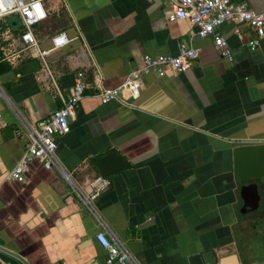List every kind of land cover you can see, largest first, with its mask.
Listing matches in <instances>:
<instances>
[{
	"label": "crops",
	"instance_id": "0c3cea01",
	"mask_svg": "<svg viewBox=\"0 0 264 264\" xmlns=\"http://www.w3.org/2000/svg\"><path fill=\"white\" fill-rule=\"evenodd\" d=\"M244 2L256 12L264 0ZM46 18L33 27L41 48L65 32L67 43L39 59L6 62L0 72V259L4 264H103L94 220L67 181L37 160L22 182L3 181L25 137L15 110L29 123L60 106L77 71L92 86L75 107L67 133L55 136V156L75 181L98 175L89 157L114 148L128 163L110 175L95 206L137 264H189L193 254L214 264L264 262V204L243 212L231 151L264 143V37L223 22L215 28L230 51L218 54L211 36L198 37L183 19L169 21L167 0H42ZM9 15L0 19L1 31ZM237 29V32H234ZM197 51L188 69L140 77L136 98L100 102L93 85L112 88L143 54ZM32 104V107L28 101ZM128 100V99H127ZM14 107V109L12 107ZM7 125L17 127L4 135ZM87 189V187H85Z\"/></svg>",
	"mask_w": 264,
	"mask_h": 264
},
{
	"label": "built area",
	"instance_id": "2783aa9c",
	"mask_svg": "<svg viewBox=\"0 0 264 264\" xmlns=\"http://www.w3.org/2000/svg\"><path fill=\"white\" fill-rule=\"evenodd\" d=\"M167 1L170 7V13L167 15L169 21L186 20L195 27L194 34L198 37L211 36L218 54L227 59H230V51L226 41L215 32V28L221 23L232 22L251 28L256 38L248 41L250 47L256 44L258 38L264 37V11L256 12L244 2H233L232 0ZM37 2L40 5L39 12H36L32 7ZM23 5V8H19L17 5L19 10L0 16V19H3L9 15H16L19 21L18 27L15 28H11L8 23L4 22L1 31L0 61L13 65L23 57L29 56L39 59L43 69L48 72L45 56L50 51L67 43L57 42L62 35L66 37L65 32L63 30L56 31L49 36V47L41 48L33 32V27L46 18L42 0H23ZM234 32H237V29H234ZM196 55L197 51L184 43L179 45L175 55L145 53L141 56L137 67L129 71L119 85L112 88L93 85L92 94L103 103L109 100L125 102L129 98L134 99L139 94L142 75L153 73L163 76L169 72L185 71ZM89 85L84 81L83 72L77 71L72 86L65 96L55 87L56 94L60 99V106L54 108L47 117L38 119L34 123L27 122L11 106L19 120L20 133L25 137V144L20 157L5 172L3 181L22 182L28 171L29 163L33 160L39 161L45 169L55 171L67 181L78 201L94 220L98 227L94 238L105 253L103 264H137L124 241L111 231L96 209L97 197L109 187L108 177L98 174L91 178H82L80 182L75 181L70 173L61 167L55 156V136L68 132L69 120L74 118L75 107L84 96V91L92 86ZM0 264H4L1 259ZM52 264L67 263L55 261Z\"/></svg>",
	"mask_w": 264,
	"mask_h": 264
},
{
	"label": "water",
	"instance_id": "95a60500",
	"mask_svg": "<svg viewBox=\"0 0 264 264\" xmlns=\"http://www.w3.org/2000/svg\"><path fill=\"white\" fill-rule=\"evenodd\" d=\"M11 28L18 27L19 21L15 16L7 18ZM129 98L127 101H130ZM31 107L32 104L28 99ZM17 127L7 125L3 129L4 135H10ZM232 171L236 180L246 182L240 187L243 201V212H257L264 204V143H241L231 151ZM90 163L101 176H108L118 170L126 168L128 163L114 148L102 154L89 157ZM264 244V240H263ZM189 264H214L206 255L193 254L188 257ZM256 264H264L256 263Z\"/></svg>",
	"mask_w": 264,
	"mask_h": 264
},
{
	"label": "clouds",
	"instance_id": "9594fccd",
	"mask_svg": "<svg viewBox=\"0 0 264 264\" xmlns=\"http://www.w3.org/2000/svg\"><path fill=\"white\" fill-rule=\"evenodd\" d=\"M17 5H19V8H23L24 7L23 0H0V16L14 10H19ZM32 7L35 8L36 12L40 11V5L38 2L33 4ZM57 42L66 43L67 42L66 37L62 35L61 37L58 38Z\"/></svg>",
	"mask_w": 264,
	"mask_h": 264
},
{
	"label": "trees",
	"instance_id": "16d2710c",
	"mask_svg": "<svg viewBox=\"0 0 264 264\" xmlns=\"http://www.w3.org/2000/svg\"><path fill=\"white\" fill-rule=\"evenodd\" d=\"M9 66L6 63H0V72L8 70Z\"/></svg>",
	"mask_w": 264,
	"mask_h": 264
}]
</instances>
